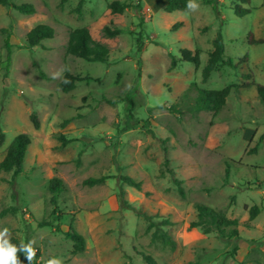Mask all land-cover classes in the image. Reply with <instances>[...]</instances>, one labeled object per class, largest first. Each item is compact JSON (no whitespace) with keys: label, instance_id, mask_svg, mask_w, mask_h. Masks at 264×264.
I'll use <instances>...</instances> for the list:
<instances>
[{"label":"rangeland","instance_id":"rangeland-1","mask_svg":"<svg viewBox=\"0 0 264 264\" xmlns=\"http://www.w3.org/2000/svg\"><path fill=\"white\" fill-rule=\"evenodd\" d=\"M10 1L36 12L0 5V163L17 136L29 135L31 144L13 184V174L0 171V230L35 241L37 264L53 257L62 264H264V105L254 87H245L264 84V0H197L192 13H166L162 0ZM113 1L130 7L112 13ZM244 9L250 14L241 17ZM39 24L55 35L31 47L27 35ZM84 27L109 50L107 64L68 53L70 33ZM105 27L121 34L108 37ZM220 27L225 62L204 83ZM183 49L198 51V69L181 59ZM66 73L84 81L64 92ZM228 86L219 113L194 110L198 88ZM123 176L142 189L121 182ZM102 177L103 184H84ZM53 178L64 183L56 204ZM121 191L130 209L122 208ZM196 204L237 220L239 237L193 227ZM254 207L260 212L252 220ZM70 227L85 238L83 253H74ZM161 233L175 248L158 239Z\"/></svg>","mask_w":264,"mask_h":264},{"label":"trees","instance_id":"trees-1","mask_svg":"<svg viewBox=\"0 0 264 264\" xmlns=\"http://www.w3.org/2000/svg\"><path fill=\"white\" fill-rule=\"evenodd\" d=\"M240 1L243 4H248V5H250L251 3V0H240ZM65 2H67V0H62V3H65ZM186 4H187V0H166L164 11L166 13H174V12L188 13L186 10ZM210 4H214L213 9L217 17L220 19V26L222 27L223 25L222 17H221L219 10L217 9V5L215 4L214 1H211ZM0 5L12 7L13 9L25 15H33L36 12L35 7L31 4L17 5L15 3H12L10 0H0ZM108 7L112 11V13L122 14L130 6L120 1H113L109 3ZM235 9L236 11H238L239 9H241V7L237 6ZM248 14H250V10L248 9H244L243 12L240 13L241 17L248 15ZM143 24H144V20L142 19L140 22V25L142 26ZM181 26H182V23L178 22L173 26V29H177ZM221 27L219 31L217 32L216 37L213 39V42H212L213 51L208 55L207 64L202 70V81L204 83H206L209 80V78L211 77V74L217 70L218 66L225 62L224 60L225 44H224L223 33H222ZM104 33L108 37H116L121 34V30H118V29L112 30L109 27H105ZM54 35H55V30L51 26L47 24H39L35 26L28 33L27 43L31 47L37 46L44 40L52 39ZM252 38H253V34H250L249 39H248L250 43H252L253 41ZM137 45H138L139 51H141L143 47V42H141L140 38L137 40ZM6 48L8 51L7 63L9 65V63L11 62V52H12V46L9 42V37L6 39ZM67 50L70 55H74L87 62L104 63V64L108 63L109 50L106 47L94 42V40L92 39L90 30L87 27L74 30L70 33V40L68 43ZM181 59L184 62H190V63L195 64L197 69L201 65V60H200L198 51H196L193 54L190 50L183 49L181 51ZM246 59L247 57H245L243 61L245 62ZM227 63L230 66L235 67L232 59H228ZM176 65H177V60L175 59L174 56H172V66L176 67ZM244 77H248V74H246ZM82 81H84V79L81 78L80 76H76L71 73H66L64 80L60 84V87L64 92H69L75 89L76 84L78 82H82ZM193 87H196V86L193 85ZM245 87L246 88L254 87L257 91L258 97L262 105H264V84H258L256 82H252L250 84H245ZM232 89L233 87L231 86H228L222 90H205V89L198 88L197 90L198 99H197V102L195 103L194 110L196 112L210 111L214 113H219L225 107L227 98L229 97ZM170 110L173 111L174 108H170ZM32 120L35 124L36 129H39L40 123L38 119L35 116H32ZM4 137H5L4 134L0 135V147L3 145ZM62 141L64 142L63 145L67 143L64 138H62ZM30 144H31V138L29 137V135L21 134L17 136L13 140V142L10 144V146L7 148L4 160L0 163L1 172L13 174L12 184L14 183L17 175H19L23 170L24 160H25L26 153H27V150ZM106 179H107L106 177H102L99 179L90 178L86 180L84 184L88 186H96V185L103 184L106 181ZM121 182L137 190L142 189V183L136 182L133 178L129 176H123L121 178ZM63 189H64V183L62 180L58 178H53L50 181L49 190L52 193V202L54 204H56V200H57L56 197L59 195V193ZM179 191L183 193L181 187H179ZM120 196H121L120 203H121L122 208L130 209L131 206L125 199V192L121 191ZM196 208L198 211V220L192 224L193 227H201L205 234L215 232L218 236L222 238L233 239V238L239 237L237 220L228 219L226 216L220 214L215 209H212L203 204H196ZM259 212H260L259 208L254 207L250 211V219L252 220L255 219V217L259 214ZM140 214L146 217V214L144 212H140ZM66 236L68 239H70L73 242L75 254L83 253L85 251L86 249L85 238L75 228L70 227L69 231L66 232ZM157 236H158V239H160L165 245L175 248V242L171 238L170 235H168L167 233H161ZM9 239H10V242L16 245L17 247H19L20 244L22 243L16 237H11ZM23 243L27 244V242H23ZM18 256L22 264H29L23 252H19ZM146 259L149 263H152V259L150 258H146ZM32 264H37V262L33 260Z\"/></svg>","mask_w":264,"mask_h":264},{"label":"clouds","instance_id":"clouds-1","mask_svg":"<svg viewBox=\"0 0 264 264\" xmlns=\"http://www.w3.org/2000/svg\"><path fill=\"white\" fill-rule=\"evenodd\" d=\"M200 8L197 0H187L186 10L188 13L196 12ZM65 69H61L59 72L53 75V79L58 78ZM67 82V81H65ZM10 232L8 228L0 230V264H22L19 259L18 253L23 252L26 256L29 264L36 257V249L33 247L35 241H29L27 244L21 243L19 247L10 242ZM45 264H62L60 258H50Z\"/></svg>","mask_w":264,"mask_h":264},{"label":"crops","instance_id":"crops-1","mask_svg":"<svg viewBox=\"0 0 264 264\" xmlns=\"http://www.w3.org/2000/svg\"><path fill=\"white\" fill-rule=\"evenodd\" d=\"M166 4V0H162Z\"/></svg>","mask_w":264,"mask_h":264}]
</instances>
